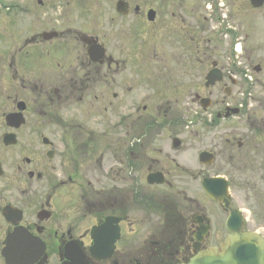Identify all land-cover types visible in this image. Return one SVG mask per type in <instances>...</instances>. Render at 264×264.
<instances>
[{
    "label": "flooded vegetation",
    "instance_id": "af4514ba",
    "mask_svg": "<svg viewBox=\"0 0 264 264\" xmlns=\"http://www.w3.org/2000/svg\"><path fill=\"white\" fill-rule=\"evenodd\" d=\"M231 214L264 231V0H0V264H185Z\"/></svg>",
    "mask_w": 264,
    "mask_h": 264
},
{
    "label": "water",
    "instance_id": "95a60500",
    "mask_svg": "<svg viewBox=\"0 0 264 264\" xmlns=\"http://www.w3.org/2000/svg\"><path fill=\"white\" fill-rule=\"evenodd\" d=\"M227 232V239L218 248L200 252L187 264H264V241L243 233L237 217L232 216Z\"/></svg>",
    "mask_w": 264,
    "mask_h": 264
},
{
    "label": "rangeland",
    "instance_id": "374dc122",
    "mask_svg": "<svg viewBox=\"0 0 264 264\" xmlns=\"http://www.w3.org/2000/svg\"><path fill=\"white\" fill-rule=\"evenodd\" d=\"M198 127H203V126L199 125ZM232 186L234 187V189L231 190V193H232V195H236V193H238V189H237L238 185H232ZM259 233H261V235L264 236V231H259Z\"/></svg>",
    "mask_w": 264,
    "mask_h": 264
}]
</instances>
